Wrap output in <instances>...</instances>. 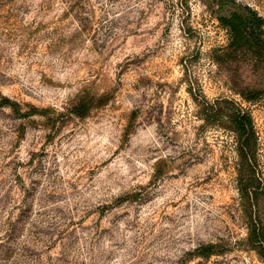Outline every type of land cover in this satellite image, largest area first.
I'll return each mask as SVG.
<instances>
[{
  "label": "rangeland",
  "instance_id": "rangeland-1",
  "mask_svg": "<svg viewBox=\"0 0 264 264\" xmlns=\"http://www.w3.org/2000/svg\"><path fill=\"white\" fill-rule=\"evenodd\" d=\"M252 12L264 40V0H0V264H264V47L222 21Z\"/></svg>",
  "mask_w": 264,
  "mask_h": 264
},
{
  "label": "trees",
  "instance_id": "trees-1",
  "mask_svg": "<svg viewBox=\"0 0 264 264\" xmlns=\"http://www.w3.org/2000/svg\"><path fill=\"white\" fill-rule=\"evenodd\" d=\"M253 17H246L238 13L232 14L229 18H223L222 21L230 28L233 41L231 48L238 50L248 44L257 50L264 47V40L260 33L262 19L252 12ZM234 129L239 136L242 169L240 171V188L242 197L248 202H258L261 195V184L257 178V173L253 165V145L255 141V130L251 117L245 111L235 118ZM251 236L250 242L253 246L264 249V224L259 219H254L250 215Z\"/></svg>",
  "mask_w": 264,
  "mask_h": 264
}]
</instances>
